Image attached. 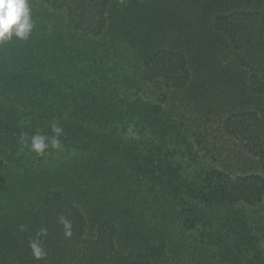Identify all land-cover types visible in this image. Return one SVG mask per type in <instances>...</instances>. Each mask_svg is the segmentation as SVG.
Segmentation results:
<instances>
[{
    "label": "trees",
    "instance_id": "obj_1",
    "mask_svg": "<svg viewBox=\"0 0 264 264\" xmlns=\"http://www.w3.org/2000/svg\"><path fill=\"white\" fill-rule=\"evenodd\" d=\"M31 6L0 46V264H264V0Z\"/></svg>",
    "mask_w": 264,
    "mask_h": 264
},
{
    "label": "clouds",
    "instance_id": "obj_2",
    "mask_svg": "<svg viewBox=\"0 0 264 264\" xmlns=\"http://www.w3.org/2000/svg\"><path fill=\"white\" fill-rule=\"evenodd\" d=\"M36 27L33 18L31 0H0V46L11 42L14 38L26 41L30 38ZM52 136L36 134L31 137L30 151L39 156L48 154L49 149L60 150L63 128L57 123L51 124ZM21 142L27 144L26 134L21 135ZM64 226L66 237L72 236V224L64 217L60 218ZM47 235V229L42 228L37 237L30 241L32 254L36 259L44 258L47 253L42 247L40 237Z\"/></svg>",
    "mask_w": 264,
    "mask_h": 264
}]
</instances>
